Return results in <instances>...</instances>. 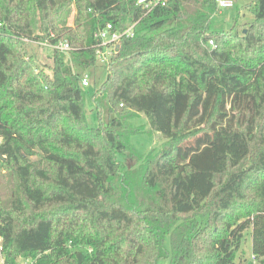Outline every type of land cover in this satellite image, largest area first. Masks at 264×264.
<instances>
[{"label": "trees", "instance_id": "16d2710c", "mask_svg": "<svg viewBox=\"0 0 264 264\" xmlns=\"http://www.w3.org/2000/svg\"><path fill=\"white\" fill-rule=\"evenodd\" d=\"M246 7L253 19L237 33L211 30L215 0L150 11L135 0H0L6 264H237L247 229L255 262L245 264H264V148L251 152L264 145V0ZM108 22L136 25L94 93L92 125L80 80ZM44 39L70 50L33 42ZM141 114L148 128L133 122ZM147 131L163 141L141 154L129 138Z\"/></svg>", "mask_w": 264, "mask_h": 264}, {"label": "rangeland", "instance_id": "374dc122", "mask_svg": "<svg viewBox=\"0 0 264 264\" xmlns=\"http://www.w3.org/2000/svg\"><path fill=\"white\" fill-rule=\"evenodd\" d=\"M234 5L232 7L218 9L211 16L210 27L213 31H228L234 28L237 30V33L244 32L248 28V23L253 19L252 12L246 7L252 0H233ZM38 55L42 62H49V58L47 57L50 52L42 49H37ZM89 76V86L83 87L84 95L83 101L84 106L87 110V117L89 123L92 125L98 124V115H97V102L99 99H94V93L99 88L100 84L104 81L106 77V69L105 67L97 63L96 67H91L86 70ZM97 98V97H96ZM135 124L145 125L147 127V120L144 115H140L139 117L133 120ZM163 141L162 136L158 132H144L133 134L129 138V143L141 154H146L151 150L157 151L161 142ZM264 145H261V142L258 140L254 142L251 146L252 155H257L260 151H262ZM165 246L169 247V239L166 238ZM248 261H254L251 254V234L250 229H247L244 233V238L240 247V250L236 256L237 264H245ZM255 262V261H254ZM168 258L162 259L159 261V264H167ZM21 264H33L32 261L28 260L25 262H21Z\"/></svg>", "mask_w": 264, "mask_h": 264}, {"label": "built area", "instance_id": "2783aa9c", "mask_svg": "<svg viewBox=\"0 0 264 264\" xmlns=\"http://www.w3.org/2000/svg\"><path fill=\"white\" fill-rule=\"evenodd\" d=\"M137 5L143 7V9L150 11L153 7L157 5H164L165 0H135ZM218 9L232 7L234 5L233 0H215ZM136 22L127 24L124 29L114 28L113 24L108 22L105 23L102 27L98 28L94 33L96 38V44L94 45L95 55L97 63L102 64L105 68L109 63L110 58L116 52V49L119 45V41L122 37H131L134 35V27ZM50 36H53L50 33ZM26 41H29L25 39ZM34 43L51 47L53 49L59 50L61 52H67L70 50V45L67 41L60 40L56 43H51L47 39L44 40H33ZM210 45H214L213 40H209ZM89 76L87 73H84L81 77L80 84L82 87L89 86ZM32 261L31 259H24L25 261ZM0 264H6L3 256V242L2 237L0 236Z\"/></svg>", "mask_w": 264, "mask_h": 264}]
</instances>
